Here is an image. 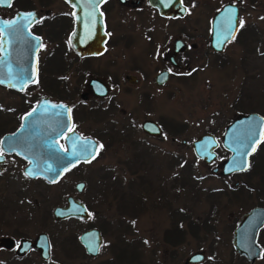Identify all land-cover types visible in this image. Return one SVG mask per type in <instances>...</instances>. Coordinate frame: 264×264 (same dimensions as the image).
I'll list each match as a JSON object with an SVG mask.
<instances>
[{
    "label": "flooded vegetation",
    "instance_id": "flooded-vegetation-1",
    "mask_svg": "<svg viewBox=\"0 0 264 264\" xmlns=\"http://www.w3.org/2000/svg\"><path fill=\"white\" fill-rule=\"evenodd\" d=\"M54 2L57 3L55 8H52L51 5ZM240 2L241 0L224 2L218 9H214L215 12L209 24L199 29L193 26L190 28L192 30H189L186 23L189 9L188 0H180V5L185 7V14L176 17L161 15L158 9L152 6L150 0H103V2L100 0H11L10 4L8 0H0V21H20V24L13 25L7 30L5 36L0 37L5 42L2 52L7 70L5 76L21 80V88L0 84V142H2L0 149H3V160H0V264H31L30 256L37 257L36 264H48L49 262L67 264L72 259H76L75 248L67 247L69 242L81 249V253L87 257H94L87 253L80 241V235L91 229H97L101 235L102 245V236L105 231L117 230L115 226L122 222L118 219L108 220L104 216L101 218L103 228L92 225L75 226L76 224L84 225L90 216L91 206L88 199L83 198L86 183L84 181L75 182V192L73 193L63 191L60 196L62 198L65 194V197L61 203H58L59 196L56 194L54 196L57 201L55 206L51 210L45 209L37 222L35 220L38 218L29 217L28 186L26 184L33 181L42 182L47 186L56 184L66 176L81 172V168H88L97 154L93 159L80 160L67 168L62 176L54 182L46 180L39 173L34 178L26 176L25 173L31 166L29 161L39 158H54L59 154L67 153L68 144L75 141L73 136L75 134L81 138H92L97 141L102 135L118 133L114 129L113 122L108 120V116L112 115L118 107L116 98L123 91V85L128 88L135 87L141 97L145 96L151 99L156 87L166 88L173 80L181 86H185L187 82L194 80L197 66L192 67L193 57L190 55V51L204 47L203 54L211 53L214 56L210 62L214 65L220 64L223 59H229L223 58L227 56L222 53L228 43L237 40L241 32L239 26ZM233 4L236 5L238 15L236 34L224 44L222 50L217 51L211 44L212 19L226 5ZM146 11L151 12L153 16L163 22L159 23L157 28L154 26L149 28L151 24L148 25V21H143L134 28L133 17L140 19ZM28 13H34L35 16L21 20V16ZM243 34L245 33L243 32ZM132 35L134 38L139 35L138 38H140L134 44L136 48H145L148 45L145 52L150 55L149 63L152 61V68L153 60H157L151 77H148L150 73H148L146 64L136 61L134 58V54L139 51H129L131 44L133 45ZM125 52H128L126 56ZM156 52H158V56L155 57ZM2 53H0V57H2ZM220 56L222 58L215 59ZM241 62L244 70H247V61L242 59ZM125 67L127 68L126 72H124ZM152 68L150 67L149 70L151 71ZM162 73H165L164 79L159 77ZM32 79L37 82L33 83ZM137 102L139 107V98ZM34 108L37 111L29 117L28 113L32 112ZM249 113L251 112L237 115L229 124ZM261 115L264 117L263 114ZM147 120L150 119L142 121L141 128L143 122ZM91 121L101 123V132L92 133L90 130ZM158 125L163 132L158 137L149 135L142 130L153 138H165L164 127L160 123ZM18 130V136H9L14 135ZM169 140L173 142L175 137L171 136ZM181 143L186 144L187 142L182 139ZM220 144L222 145V140L219 142ZM259 149L264 150V137L253 154ZM226 152L228 158L231 152L228 150ZM251 156L249 168L227 176H240L248 173L251 170ZM223 162L219 167H215L219 169L216 173H220ZM33 163L38 164L36 161ZM261 170L264 173V157ZM136 172L137 169L133 171V173ZM80 182L83 183V186L77 189V184ZM235 186H238L237 182ZM258 188L264 194V189ZM230 189L231 197L235 201L240 199L241 191L250 194L251 190L254 191V187L251 188L248 184ZM163 194H165L164 191L160 197ZM39 195L42 196L43 192L39 191ZM69 197H73L84 205L87 217L73 215L64 219L54 218V209L66 206ZM258 198L259 202L249 205L250 207L241 214L240 218L234 219L230 238L214 239L212 242L214 248H200L191 252L184 257L183 264H200L206 258L210 260L211 264H222L219 256L223 255L226 249L228 256L238 258V264H255L264 254V226L257 233L256 244L260 248V255L254 261L249 260L236 250L234 237L239 222L246 212L255 207L264 208V197L261 193ZM42 199L47 201V198ZM139 200V196H137V202H132L133 218L140 214L139 207H134L141 203ZM238 202L242 203V201ZM161 204H166V202L162 201ZM120 211L124 214L122 208ZM168 212L171 214L170 210ZM173 212V227L163 232L161 239L163 240L162 246L170 243L173 248L158 249L153 246L150 250L151 264L181 263V250L175 248L181 246L187 236L181 227L186 220V214L181 209L173 210ZM30 221L37 224L39 228L32 229L29 226ZM59 224H70L74 227L69 226L70 234L64 235L58 241L63 255L56 257L53 254V243L56 238L54 234L52 235V229L49 226H59ZM207 230H209V226ZM33 231L35 232L29 233ZM40 233H45L49 241V258L47 260L43 259L39 252L33 248L24 249V241L33 240ZM197 236L196 233L195 237ZM238 236V244L246 246L245 240H248L252 234L241 232L238 233ZM219 245H222L221 248L224 250L219 249ZM160 252L161 258L157 259ZM195 254L200 255L198 261L187 262L188 258ZM65 259L66 261H63ZM233 262L234 260L231 261V264H234Z\"/></svg>",
    "mask_w": 264,
    "mask_h": 264
},
{
    "label": "rangeland",
    "instance_id": "rangeland-1",
    "mask_svg": "<svg viewBox=\"0 0 264 264\" xmlns=\"http://www.w3.org/2000/svg\"><path fill=\"white\" fill-rule=\"evenodd\" d=\"M228 1L236 0H188L186 23L189 30H192L190 28L193 26L199 29L209 24L214 9ZM56 3L51 7L55 8ZM239 6L241 32L237 40L228 43L222 53L227 56L223 58L229 59L221 60L216 66L210 63L214 57L211 53L203 54L204 47L190 51L193 57L192 67L197 66L194 80L187 82L185 86L174 80L166 88L155 86L151 99L141 97L135 87L128 88L123 85V91L116 98L118 107L108 116L118 133L100 136V140H97V156L89 167H83L81 172L66 176L49 186L42 182H27L28 212L29 217L38 218L35 222L45 209L51 210L55 206L56 194L59 196L58 203H61L65 197V194L62 198L60 196L63 191L75 192L74 183L77 181L86 183L83 198L88 199L91 211L85 224H76V227L92 225L103 228L101 218L104 216L108 220L118 219L122 222L121 227L115 226L117 230L105 231L99 254L92 258L81 253V249L69 242L67 247L75 248L76 259L67 264H107L115 260L111 250L117 246L118 236L131 243L128 254L133 258V264H151L150 250L153 246L158 249L173 248L170 243L162 246L161 239L162 233L173 227V210L179 209L186 214V220L181 227L187 236L184 243L175 249L181 250L180 264H183L184 257L191 252L200 248H214V239L230 238L234 219L240 218L251 204L259 202L260 193L264 197L258 188L264 189V173L261 172L264 150L259 149L251 156V170L248 173L223 176L212 171L213 167H219L228 156L221 144L217 148L218 156L212 164L196 158L191 147L192 140L203 133H214L221 142L224 129L237 115L247 112L264 115V0H241ZM133 20L134 28L143 21L151 24L149 28H157L158 24L163 22L149 11L140 19L134 16ZM138 36L134 38L132 35L133 45L131 44L129 51H139L134 54V58L146 64L150 73L148 77H151L157 60H153L152 68V61L149 63L150 55L145 52L148 45L145 48L134 46L136 41L140 40ZM127 53L125 52V56ZM220 58L222 56L215 59ZM242 59L247 61V70H244ZM126 71L125 67L124 72ZM145 119L162 124L165 138L147 135L141 128ZM90 130L93 134L101 132V123L91 121ZM171 136L175 137V141L169 140ZM182 139L187 143L182 144ZM136 169L137 172L133 173ZM236 182L238 186L248 184L251 188L254 187L251 194L241 191L238 201L242 203L231 197L230 188H237ZM158 189L160 190L157 191ZM39 191L43 192L42 196ZM162 191L165 194L160 197ZM137 196L141 203L134 207H139L140 214L133 218L132 207L133 203L137 202ZM42 198H47L48 202ZM162 201L166 204H161ZM50 218L52 220V216ZM30 223L32 229L39 228L34 222ZM189 223L194 228L193 234L189 230L192 229ZM69 226L74 227L70 224L49 226L56 238L53 243V254L56 257L63 255L58 241L64 235L70 234ZM221 246L218 248L223 249ZM161 255L160 252L157 259L161 258ZM36 259V256H30L31 264H36ZM219 259L222 264H231L233 260L234 264H238V258L228 256L227 249ZM200 264L211 262L206 258ZM255 264H264V254Z\"/></svg>",
    "mask_w": 264,
    "mask_h": 264
},
{
    "label": "water",
    "instance_id": "water-1",
    "mask_svg": "<svg viewBox=\"0 0 264 264\" xmlns=\"http://www.w3.org/2000/svg\"><path fill=\"white\" fill-rule=\"evenodd\" d=\"M70 1V0H69ZM152 6L156 7L159 13L163 16L176 17L185 14V7L180 5V0H150ZM238 26V15L236 5H226L212 19V47L220 51L224 44L231 40L236 34ZM7 72L4 64V53L0 57V81L2 85L21 88V80L7 78ZM164 79L165 73L159 75ZM24 82V81H23ZM142 129L152 136H161L162 129L155 121L147 120L143 122ZM19 130L14 135L18 136ZM75 141L69 143L67 153L59 154L54 158H39L31 160L38 164H31L28 167L33 172L41 174V177L50 182L58 180L63 172L76 164L80 160H89L90 153L97 154V141L92 138H81L79 135H73ZM264 137V117L257 113L251 112L247 115L232 121L225 129L222 137L223 147L231 152V155L223 162L220 174L227 176L236 171H242L241 168L246 164V170L249 168V158L257 150L259 144ZM219 142L213 133H203L192 140L191 147L194 155L204 163L212 164L217 157L216 149ZM87 149V150H85ZM94 156V157H95ZM37 165V166H36ZM27 170V171H28ZM218 168H213V172H217ZM29 175L34 178L37 176ZM83 186L80 182L77 184V189ZM87 217V211L84 205L75 200L73 197L67 199V205L64 207H56L53 211L55 219H64L70 216ZM264 226V208L255 207L246 212L235 231L234 244L236 250L245 255L249 260L254 261L260 255V248L256 244L257 233ZM246 232L252 234L248 240H245L246 246L238 244V233ZM80 241L84 245L87 253L97 255L101 246V235L99 230L91 229L80 235ZM24 249L31 248L37 250L40 256L47 260L49 258V241L45 233H40L35 239L25 240ZM98 249V250H96ZM200 255L195 254L188 258L187 262L198 261ZM48 264H58L49 262Z\"/></svg>",
    "mask_w": 264,
    "mask_h": 264
},
{
    "label": "snow or ice",
    "instance_id": "snow-or-ice-1",
    "mask_svg": "<svg viewBox=\"0 0 264 264\" xmlns=\"http://www.w3.org/2000/svg\"><path fill=\"white\" fill-rule=\"evenodd\" d=\"M100 2H103V0H100ZM8 3H11V0H8ZM98 6V5H97ZM35 14L34 13H28V14H24L23 16H21V20H24L25 18H30V17H34ZM20 24L19 20H13V21H0V25H2V27H0V37H3L7 34V30L10 29L13 25H17ZM33 39H35V37H33ZM4 47H5V42L0 39V53H2L4 51ZM3 81H0V83H2ZM32 82L35 83L37 82L35 79H32ZM60 107H65V106H60ZM37 111V109H33L32 112L28 113V116H32L33 113H35ZM23 127V125H22ZM2 143V142H0ZM99 147H103V145H99ZM87 150V149H85ZM91 158H94L95 153H90ZM0 160H3V149H0ZM30 164H32V161H29ZM247 167V165L245 164L243 166V168H241V170H244ZM37 174L36 172H33L32 169H29L28 171H26L25 175H35ZM82 187V186H81ZM98 250V249H96Z\"/></svg>",
    "mask_w": 264,
    "mask_h": 264
},
{
    "label": "trees",
    "instance_id": "trees-1",
    "mask_svg": "<svg viewBox=\"0 0 264 264\" xmlns=\"http://www.w3.org/2000/svg\"><path fill=\"white\" fill-rule=\"evenodd\" d=\"M196 157V156H195ZM197 158V157H196ZM191 223H189V227H191ZM124 228H127V226H124L122 225ZM120 227H121V224H120ZM119 227V229H120ZM192 234L195 233L194 232V228L192 229H189ZM130 244L131 243H128V242H125L123 239H122V236H118V244L115 248H113L111 250V252H113V257L115 258V260H112L110 261L109 263L107 264H115L116 262H119V263H126V264H133V261H131V259H133L131 256H129L128 254V247H130ZM132 250V249H130Z\"/></svg>",
    "mask_w": 264,
    "mask_h": 264
}]
</instances>
